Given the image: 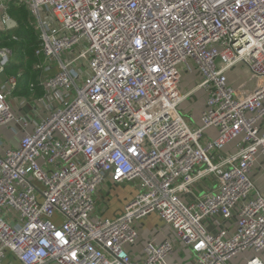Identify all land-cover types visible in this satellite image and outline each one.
<instances>
[{
  "label": "built area",
  "instance_id": "built-area-1",
  "mask_svg": "<svg viewBox=\"0 0 264 264\" xmlns=\"http://www.w3.org/2000/svg\"><path fill=\"white\" fill-rule=\"evenodd\" d=\"M10 5L30 12L45 94L28 130L11 102L18 77L0 83V133L23 125L17 146L0 137V264H169L178 241L195 264L241 252L252 256L240 264H263L264 195L250 173L264 160V0H0L2 32ZM12 55L0 47V74ZM238 65L250 77L237 88ZM188 73L206 92L201 125L180 109ZM108 178L138 188L114 217L98 214ZM152 214L171 234L133 253Z\"/></svg>",
  "mask_w": 264,
  "mask_h": 264
},
{
  "label": "crops",
  "instance_id": "crops-1",
  "mask_svg": "<svg viewBox=\"0 0 264 264\" xmlns=\"http://www.w3.org/2000/svg\"><path fill=\"white\" fill-rule=\"evenodd\" d=\"M17 7H23L27 11L29 19H31V15L27 7L25 6H17ZM10 8H9V15L11 19L16 21V24H12L11 26V23H9L8 24V26L10 27L9 29L18 26L17 20L13 18L11 15ZM0 20H1V15H0ZM0 28H1V24H0ZM7 75H8L7 73L0 74V83L4 81ZM227 75L231 84L239 86L250 77V71L247 67L243 65H238L234 69L229 70L227 72ZM197 79L198 77L196 73H191V74L188 73L184 76L183 82L181 84L182 92L188 94V97L181 104V106L182 107L187 106L191 108V113H189L188 115L184 111L182 112L186 115L188 122H190L192 126H196L194 122V119H196L195 113L197 112L199 113V116H201V111L203 110L206 102V92L204 90H194ZM39 87L40 88H34V91L31 90V93L27 95L19 94L16 93L15 91L11 97V102L15 112L18 115H26L30 117L31 124L27 126L28 130H31L34 127V123H32V121L39 122L42 117V115L39 114L36 115L35 112L33 111V107H38V99L45 94L43 88L41 86ZM189 100L191 102H189ZM43 109L40 110H43L45 114L46 108L43 107ZM261 132L264 133V127L261 129ZM22 134H23V125L20 123L11 122L1 131L0 137L5 142V145L15 147L19 144ZM210 134L212 136H215L216 131L211 130ZM237 143H238L237 139L232 140L230 143L226 145V147L224 148V152L228 153V152L236 151ZM250 176L254 182L255 190H257L262 195H264L263 158L259 157L257 161H255ZM137 190L138 188L135 182H123L120 184H115L114 182L111 181V179L108 178L103 183V185L101 186L100 190L97 193L98 214L105 217H114L121 214L125 204L133 197H135V195L137 194ZM153 216L159 218L156 214H152L147 216L140 222H138L137 226L140 232V240L137 245L133 247L132 246L129 247V249L133 251V253H137L141 248L142 242L144 243L146 240L151 239L155 242H160L164 240L166 237L170 236L171 233L169 227L166 226L161 221L160 218L159 220L161 221V223L156 225L157 228L151 226V231L150 229L148 230L147 222H146L147 218ZM235 223H236L235 218H233L231 221L228 222V227H230L232 232L235 230ZM251 256L252 253L248 252L243 254L242 259L247 260L248 258H251ZM259 257L262 259L264 264V253L259 254ZM167 261L169 264H195V258L190 248L184 246L179 241L176 243L175 251L168 257Z\"/></svg>",
  "mask_w": 264,
  "mask_h": 264
},
{
  "label": "trees",
  "instance_id": "trees-1",
  "mask_svg": "<svg viewBox=\"0 0 264 264\" xmlns=\"http://www.w3.org/2000/svg\"><path fill=\"white\" fill-rule=\"evenodd\" d=\"M10 12L17 20L18 26L4 32L0 31V47L12 48L13 55L6 66V73L18 77L16 93L27 95L31 93L32 86L40 88V72L35 67L37 61L35 50L39 46V36L23 7L11 5Z\"/></svg>",
  "mask_w": 264,
  "mask_h": 264
},
{
  "label": "rangeland",
  "instance_id": "rangeland-1",
  "mask_svg": "<svg viewBox=\"0 0 264 264\" xmlns=\"http://www.w3.org/2000/svg\"><path fill=\"white\" fill-rule=\"evenodd\" d=\"M235 87H239L238 85H235ZM189 102H191L190 100H189ZM180 109L182 110V111H184L187 115L189 114V113H191V108L190 107H187V106H180ZM195 118L196 119H194V122H195V124L196 125H201V123H202V121H201V118H200V116H199V113H195ZM147 227H148V230L150 229V231H151V226H154V227H156V225L157 224H159V223H161V221L159 220V218H157L156 216H153V217H148L147 218ZM157 228V227H156ZM246 253H248V252H246ZM243 254H245V253H240V254H238L237 256H235L234 258H233V263L234 264H240V260L242 259V257H243ZM242 255V256H241ZM240 256V257H239Z\"/></svg>",
  "mask_w": 264,
  "mask_h": 264
},
{
  "label": "water",
  "instance_id": "water-1",
  "mask_svg": "<svg viewBox=\"0 0 264 264\" xmlns=\"http://www.w3.org/2000/svg\"><path fill=\"white\" fill-rule=\"evenodd\" d=\"M12 24H16V21H14L13 19H11V26ZM256 85V82L254 80H251L248 85L246 86L247 89H253Z\"/></svg>",
  "mask_w": 264,
  "mask_h": 264
}]
</instances>
